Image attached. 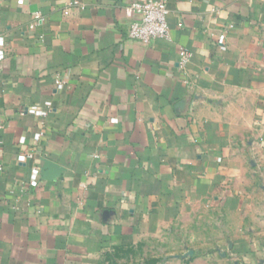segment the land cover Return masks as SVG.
I'll use <instances>...</instances> for the list:
<instances>
[{
	"label": "crops",
	"instance_id": "1",
	"mask_svg": "<svg viewBox=\"0 0 264 264\" xmlns=\"http://www.w3.org/2000/svg\"><path fill=\"white\" fill-rule=\"evenodd\" d=\"M134 1L0 0V264L164 263L224 207L264 264V0H166L148 44Z\"/></svg>",
	"mask_w": 264,
	"mask_h": 264
},
{
	"label": "rangeland",
	"instance_id": "2",
	"mask_svg": "<svg viewBox=\"0 0 264 264\" xmlns=\"http://www.w3.org/2000/svg\"><path fill=\"white\" fill-rule=\"evenodd\" d=\"M243 213L242 209V218L231 214L228 207L199 208L175 218L164 249L157 251L159 259H167L160 264H250L246 229L250 228L251 237L255 229Z\"/></svg>",
	"mask_w": 264,
	"mask_h": 264
},
{
	"label": "built area",
	"instance_id": "3",
	"mask_svg": "<svg viewBox=\"0 0 264 264\" xmlns=\"http://www.w3.org/2000/svg\"><path fill=\"white\" fill-rule=\"evenodd\" d=\"M126 15L131 21L128 29L131 39L148 44L156 38H171L166 0L134 1L127 5ZM41 16V12H38L35 18L41 19ZM180 56L181 64L184 65L192 53L182 50Z\"/></svg>",
	"mask_w": 264,
	"mask_h": 264
}]
</instances>
